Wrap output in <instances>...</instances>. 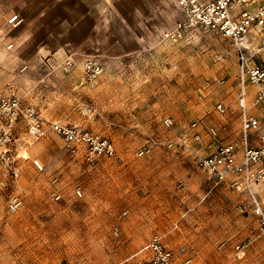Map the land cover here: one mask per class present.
<instances>
[{
  "label": "rangeland",
  "instance_id": "rangeland-1",
  "mask_svg": "<svg viewBox=\"0 0 264 264\" xmlns=\"http://www.w3.org/2000/svg\"><path fill=\"white\" fill-rule=\"evenodd\" d=\"M177 1L0 0V96L33 108L42 128L32 138L15 122L0 162V264H148L142 249L155 235L174 264H264L248 197L211 189L197 167L213 150L209 130L240 145L235 52L210 32L165 39L180 21ZM248 39L259 52L252 61L264 64V37ZM254 91L248 85L251 147L264 131ZM52 123L108 141L113 154L89 161ZM13 197L20 205L10 211Z\"/></svg>",
  "mask_w": 264,
  "mask_h": 264
},
{
  "label": "built area",
  "instance_id": "built-area-1",
  "mask_svg": "<svg viewBox=\"0 0 264 264\" xmlns=\"http://www.w3.org/2000/svg\"><path fill=\"white\" fill-rule=\"evenodd\" d=\"M177 8L180 21L175 27L164 31L165 39L177 42L184 38L189 43L197 33L210 32L228 39L233 46L237 60L236 81L239 90L236 100L240 112V145L222 143L219 133L209 130L206 146L213 150L197 159V167L206 173L211 189L227 185L246 195L251 212L258 216L264 234V131L259 137L258 145L251 147L249 137L252 129L257 126V120L248 113L247 94L248 85H252L255 88L253 101L259 106L264 123V64L263 61H252L258 59L259 52L252 50L248 43V35L252 32L264 37V4L260 0H178ZM18 21V16L15 15L7 20V24L14 26ZM215 109L219 114L227 111L222 104H217ZM19 120L28 136L38 138L42 134L41 124L33 108L22 107L14 96H0V162H8L14 143V124ZM164 124L170 127L172 120L165 119ZM50 128L68 145L83 146L89 161L95 155L113 154L112 145L108 141L96 138L88 131L58 123H52ZM200 139L199 135L194 136L195 142H200ZM149 143L139 151L138 156L147 154L156 144L154 140ZM172 145V141L166 143L167 148ZM33 164L38 171L42 170L38 161ZM55 181L56 179L53 182ZM75 193L80 196L79 190ZM52 197L54 201L60 200L56 193H52ZM19 205L18 198L13 197L8 208L14 211ZM239 211L244 212L245 207ZM244 248V245L235 247L239 253ZM142 250L149 254L148 264H174L172 253L162 244L158 235L153 236Z\"/></svg>",
  "mask_w": 264,
  "mask_h": 264
},
{
  "label": "crops",
  "instance_id": "crops-1",
  "mask_svg": "<svg viewBox=\"0 0 264 264\" xmlns=\"http://www.w3.org/2000/svg\"><path fill=\"white\" fill-rule=\"evenodd\" d=\"M249 98H250V96H249ZM226 188H227V187H226ZM237 193H238V192H237ZM202 199H203V198H202ZM208 199H209V198H208ZM149 241H150V240H149ZM149 241H148V242H149ZM148 242H147V243H148ZM147 243H146V244H147ZM146 244H145V245H146ZM173 262H174V261H173Z\"/></svg>",
  "mask_w": 264,
  "mask_h": 264
}]
</instances>
